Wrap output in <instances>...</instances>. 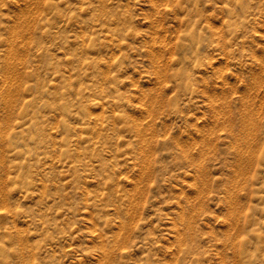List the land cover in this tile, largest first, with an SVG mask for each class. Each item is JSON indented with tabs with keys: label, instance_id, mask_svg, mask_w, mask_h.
<instances>
[{
	"label": "rangeland",
	"instance_id": "1",
	"mask_svg": "<svg viewBox=\"0 0 264 264\" xmlns=\"http://www.w3.org/2000/svg\"><path fill=\"white\" fill-rule=\"evenodd\" d=\"M0 264H264V0H0Z\"/></svg>",
	"mask_w": 264,
	"mask_h": 264
},
{
	"label": "bare ground",
	"instance_id": "2",
	"mask_svg": "<svg viewBox=\"0 0 264 264\" xmlns=\"http://www.w3.org/2000/svg\"><path fill=\"white\" fill-rule=\"evenodd\" d=\"M252 120H253V119H252ZM252 120H251V121H252Z\"/></svg>",
	"mask_w": 264,
	"mask_h": 264
}]
</instances>
